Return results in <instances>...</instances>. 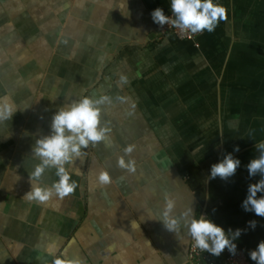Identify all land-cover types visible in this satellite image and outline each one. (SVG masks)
I'll use <instances>...</instances> for the list:
<instances>
[{
    "label": "crops",
    "instance_id": "crops-1",
    "mask_svg": "<svg viewBox=\"0 0 264 264\" xmlns=\"http://www.w3.org/2000/svg\"><path fill=\"white\" fill-rule=\"evenodd\" d=\"M219 3L226 19L186 41L155 31L150 12L171 14L168 0H0V99L17 106L0 121V264H50L49 243L81 264H185L189 207L240 228L236 250L255 264L248 253L264 240V217L241 201L259 179L245 165L264 139V0ZM84 95L109 97L106 138L65 164L71 193L27 199L32 185L57 179L54 168L31 177L35 141L56 108ZM233 145L240 166L209 179Z\"/></svg>",
    "mask_w": 264,
    "mask_h": 264
},
{
    "label": "clouds",
    "instance_id": "clouds-1",
    "mask_svg": "<svg viewBox=\"0 0 264 264\" xmlns=\"http://www.w3.org/2000/svg\"><path fill=\"white\" fill-rule=\"evenodd\" d=\"M168 3L171 18L165 15L160 7H156L150 12L154 23L158 25L171 23L182 32L195 34L201 31L212 32L218 21L226 19V9L219 0H168ZM120 80L124 81L125 77L121 76ZM106 102H110L107 96L93 98L84 95L78 100L56 108L51 116L49 133L38 138L32 148V153L39 158V163L33 166L30 175L34 180L39 181L46 168H54L57 179L50 186H41L39 183L32 185L31 190L24 194L27 199L44 203L54 194L63 197L76 188V181L70 178L65 164L77 159L81 155V150L90 142L94 144L106 138L108 129L100 124V105ZM16 109L17 106L8 100L0 99V121L9 120ZM254 148L258 155H253L245 167L248 177L259 174V179L247 185L241 207L245 212L251 211L256 216L264 217V139L255 143ZM131 150L132 147L128 146L124 152L128 153ZM239 150V145H233L230 152H225L221 159L211 164L208 178L226 179L232 176L240 166L239 158L233 155ZM117 163L121 167H127L129 171L133 170L131 160L125 164L124 159L119 158ZM74 171L79 174L78 170ZM109 179L106 171L98 172V182L106 184ZM257 193L260 195L258 196ZM165 207L170 209L172 201H166ZM183 216V227L195 248L214 256H218L225 249L230 254H235V241L242 231L240 228L225 230L206 215H195L191 207L183 213ZM163 224L171 231L177 227L176 220L168 218L167 211L164 213ZM247 224L254 228L256 221L249 220ZM45 251L52 257L50 264H81L78 258L65 259L63 254L57 255L54 243H49ZM248 256L250 260L255 261V264H264V240L258 241L255 248L249 251Z\"/></svg>",
    "mask_w": 264,
    "mask_h": 264
},
{
    "label": "built area",
    "instance_id": "built-area-1",
    "mask_svg": "<svg viewBox=\"0 0 264 264\" xmlns=\"http://www.w3.org/2000/svg\"><path fill=\"white\" fill-rule=\"evenodd\" d=\"M171 18L172 14H168ZM155 31L158 35L171 34L177 39L194 41L197 36L201 34L189 33L187 31H180L179 28L173 26L171 23H165L164 25H158L155 23ZM185 264H251L242 250H236L235 254H230L227 249L222 251L218 256L211 255L207 251H202L195 248L190 239L187 257Z\"/></svg>",
    "mask_w": 264,
    "mask_h": 264
}]
</instances>
